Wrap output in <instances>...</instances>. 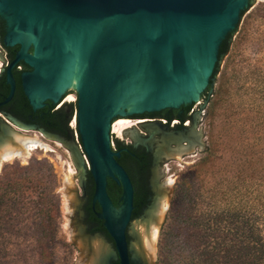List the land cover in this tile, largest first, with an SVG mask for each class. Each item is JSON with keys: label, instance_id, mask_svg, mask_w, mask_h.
<instances>
[{"label": "rangeland", "instance_id": "obj_1", "mask_svg": "<svg viewBox=\"0 0 264 264\" xmlns=\"http://www.w3.org/2000/svg\"><path fill=\"white\" fill-rule=\"evenodd\" d=\"M229 42L213 94L200 99L203 131L191 128L193 136L201 135L199 143L173 154L157 128L147 136L132 128L114 134L115 145L119 139L149 148L155 159L151 200L129 230L140 258L135 264H169V245L177 248L178 259L190 251L196 260L204 259L216 247L222 253L224 243L230 247L243 239L245 223L255 229L253 237L264 238V205L258 199L264 197V0H252ZM3 61L0 55V68ZM219 86L222 94L214 98ZM68 94L75 101L61 104L72 129L77 96ZM12 124L0 128V136L3 126L9 129L0 143V264H94L98 251L115 252L114 244L92 234L85 222L89 165L75 137L62 142L41 129ZM71 145L78 150L79 167ZM9 150L17 153L6 159ZM163 158L169 160L162 163Z\"/></svg>", "mask_w": 264, "mask_h": 264}, {"label": "water", "instance_id": "obj_2", "mask_svg": "<svg viewBox=\"0 0 264 264\" xmlns=\"http://www.w3.org/2000/svg\"><path fill=\"white\" fill-rule=\"evenodd\" d=\"M252 0H0L6 23L4 44L19 46L7 72L15 96L13 69L24 62L23 89L35 111L47 102L57 106L70 91L77 94L76 123L80 146L95 182L94 208L101 212L115 252L98 251L94 264L140 263L128 241L134 222L135 190L118 162L112 125L124 116H140L180 109L206 94L220 62L223 43L235 33ZM213 94V89L210 91ZM210 95V93L208 94ZM205 107H201V111ZM201 111L199 114H201ZM146 120L139 117L135 121ZM23 129H38L13 119ZM43 132L47 133L43 129ZM9 129L2 127L3 135ZM62 142L59 136L47 133ZM180 133L168 153H183L192 143ZM76 165L80 156L69 146ZM122 186L117 207L108 194V180ZM134 238L138 239L135 233ZM101 236L98 234L97 236ZM104 239H103V241ZM132 253L134 257H132Z\"/></svg>", "mask_w": 264, "mask_h": 264}, {"label": "flooded vegetation", "instance_id": "obj_3", "mask_svg": "<svg viewBox=\"0 0 264 264\" xmlns=\"http://www.w3.org/2000/svg\"><path fill=\"white\" fill-rule=\"evenodd\" d=\"M6 23L5 21L0 18V55L3 58V62L0 68V104L3 103L10 93V86L7 82V72L11 65V63L14 61L17 52L20 50L19 46L14 47H6L4 44V39L6 35ZM32 69L26 65L24 62H20L14 69L13 74L16 81V92L14 98L7 103L6 105L0 106V128L1 123H6L13 125V119L18 120L19 122L35 126L38 129H43L47 133L55 136H59L61 138H70L71 134L66 131L64 122L62 118H65L64 112H66L65 107H61L60 109H54V111L57 112L59 117V124H57V127H54L49 120H46V116L44 114H41V111L48 110L51 108L52 103L47 102L46 106L38 111H35L32 106L30 105L27 97L25 96L24 89H23V79L22 76L24 73L30 72ZM58 106V105H57ZM189 111L188 118L183 120L185 117L186 111ZM201 111V107L195 108L194 104L182 106L180 109H168L164 110L158 113L153 114H144L140 116H124V117H118L115 119L113 123L118 122L119 120H130L132 122H135L133 126H131L129 129L132 128V130L140 131L141 134H144L147 136V133L150 128L154 127L160 130L159 136L160 137H166V139L170 138L172 139L169 141V144L172 146H176V142L173 140L175 137H172V135L177 136L180 133H184L186 137L190 135V131L192 127H196L198 131H203V121L205 115L199 114ZM139 117H145L146 120H139L138 123L135 121ZM142 121V122H140ZM177 121V123H175ZM188 123V124H187ZM125 132V131H124ZM201 135L196 133L195 136H191L192 143H189L188 141H184L183 145L191 147L193 143H199ZM204 137V135H203ZM115 152H119L121 154L120 158L118 159V162L121 166L124 167V169L128 172L133 186L134 190H136V186L140 184V186L143 188V190L146 192V200L144 207L142 210L147 206L149 203V200H151V175H152V168L155 165V159L152 153L150 152L149 148H136L133 144L129 143H123L122 140H117L115 145ZM165 160H169L166 158L162 159V163L165 162ZM88 161V160H87ZM89 170H90V164ZM112 182L116 184L119 190H122V186L118 185L116 181L113 179L108 180V184ZM93 193H95V182L93 177L90 173L87 175V183L86 187L83 188V197H85L84 205H83V211L85 214V222L88 226V229H90V232L92 234H99L100 236H104L107 239V235L102 232L95 230L100 227V224L95 222L93 218V212L97 216V213L101 212L100 206L97 204L94 208L93 205ZM135 198V197H134ZM92 208V211L90 210ZM135 210V209H134ZM142 212V211H141ZM137 213H133V219H136L139 217V215H136ZM141 214V213H140ZM98 219V217H97ZM101 221L100 219H98ZM110 240V239H109ZM111 241V240H110ZM128 241L130 243V235H128ZM113 243V241H111ZM114 244V243H113ZM119 263V261H116L114 264Z\"/></svg>", "mask_w": 264, "mask_h": 264}, {"label": "trees", "instance_id": "obj_4", "mask_svg": "<svg viewBox=\"0 0 264 264\" xmlns=\"http://www.w3.org/2000/svg\"><path fill=\"white\" fill-rule=\"evenodd\" d=\"M246 13H247V11L243 13L242 17H244ZM235 33H236V31H235ZM234 34H232L223 43L221 50H220V60L224 55H226L229 52L230 47H231V44L229 41ZM217 74H218V69L215 72V77ZM213 84H214V81L211 82V85H210L209 89L207 90L206 95H208V93L212 90ZM222 89H223L222 86H219V88L216 89V91L214 92V98L221 96ZM76 96H77V94H76ZM56 107L57 106L52 104L50 109L40 112L41 114H44L46 116V120L47 121L49 120V122H51L54 127H57L58 126L57 124H59V122H60L59 117H57L58 116L57 112L54 111V109ZM76 108H77V105H76ZM215 109H216V101L215 102L213 101V105H211V108H210L211 113H213ZM188 113H189V111L187 109V111L185 113V117L183 118V120L188 118ZM208 116H209V114H208ZM62 119H63L66 131L74 136V131L71 128H69V124L71 122L70 119H67V118H62ZM210 151H212V150L210 149ZM208 161H209V159L207 158L203 162L206 163ZM107 190H108V194H109L111 200L113 201L115 206L118 207L120 205V198L122 196V190H119L118 187L116 186V184H114L112 182H110L108 184ZM93 195H94V193H93ZM258 199H259V202L261 203V205L262 204L264 205V197L259 196ZM145 200H146V192L143 190V188L140 186V184H138V186H136L135 198H134V207H135L134 212L137 213L136 214L137 216L140 215L142 208L144 207ZM90 210L92 211V208H90ZM92 219L95 222H97L98 224H100V227L98 229H96L95 231L98 232L100 230V231L104 232L107 235V237L112 241V239L110 238L106 228L104 227V222L99 221L94 212H93V218ZM181 219H182V217H181ZM242 230L244 231V233H243L244 236L240 242H236V244H234V242H233V244L230 247L227 246L228 242H226V243H224V246H225L224 252L221 253L219 247H216L214 249V251H212L209 254L207 252H205V258L204 259L196 260L195 253H191V251H190V253H187L186 255L182 256L181 259H178L177 255L175 253L177 248H175V249L171 248L169 245V249H167V250H169L167 261L169 262V264H180V262L184 259L187 260L188 264H205V262H206V264H264V238L262 237L261 234L257 237H253V235L255 233V229L254 228L250 229L249 223H245ZM249 232H251V234ZM170 244H173V242ZM187 244H188V241L186 243L184 242L182 248L179 250L184 249ZM222 246H223V242L221 244V247ZM116 264H119V263H116Z\"/></svg>", "mask_w": 264, "mask_h": 264}, {"label": "bare ground", "instance_id": "obj_5", "mask_svg": "<svg viewBox=\"0 0 264 264\" xmlns=\"http://www.w3.org/2000/svg\"><path fill=\"white\" fill-rule=\"evenodd\" d=\"M74 101H75V97L73 95H70V96H68L65 99L66 103L67 102H74ZM140 122H142V121H140ZM134 124H135V122H132L130 120H125V119L123 120L122 119V120H119L118 122L113 124L112 131H113L114 134H119L120 135L124 130L130 128ZM33 143H35V142H33ZM15 153H17V152H13V151L9 150V151L5 152L4 157L6 159H8L9 156L14 155ZM18 153H20V152H18Z\"/></svg>", "mask_w": 264, "mask_h": 264}, {"label": "built area", "instance_id": "obj_6", "mask_svg": "<svg viewBox=\"0 0 264 264\" xmlns=\"http://www.w3.org/2000/svg\"><path fill=\"white\" fill-rule=\"evenodd\" d=\"M202 102H204V97H203V100L199 101L198 103L194 104L195 108H198V107H202ZM63 104H59L56 109H59ZM202 114L203 115H206L205 111L202 110ZM175 123H177V121H175ZM188 124V123H187ZM72 130L74 131V137H75V140L77 141V143H79L80 145V137H79V133H78V129H77V123H76V117L74 119V122L72 123ZM113 126V125H112ZM111 136H112V147L113 149L115 150V143H114V133L113 131H111Z\"/></svg>", "mask_w": 264, "mask_h": 264}]
</instances>
